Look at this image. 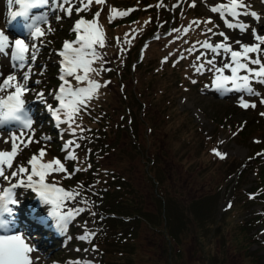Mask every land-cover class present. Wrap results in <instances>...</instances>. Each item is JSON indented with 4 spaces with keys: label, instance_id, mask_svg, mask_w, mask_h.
<instances>
[{
    "label": "rangeland",
    "instance_id": "374dc122",
    "mask_svg": "<svg viewBox=\"0 0 264 264\" xmlns=\"http://www.w3.org/2000/svg\"><path fill=\"white\" fill-rule=\"evenodd\" d=\"M222 2L225 0H196V6L189 7L191 0H105L104 4L93 0L90 11L77 14L73 8V14L68 17L57 7L62 0H48L44 7L32 11V16L48 17V24L41 22L43 30L51 28L44 37L37 38L38 58L27 84L30 91L24 95L30 112L27 119L33 123L23 131L22 126L0 128L6 134L10 132L0 137V151H10L15 136L20 150L13 168L18 163L26 164L29 154H38L41 148L46 151L44 162L59 158L66 165L69 159L65 158V142L74 140L80 147L71 146L70 151L77 159L71 160L72 169L65 167L69 173L73 169H85L75 171L85 177V181H80L74 173L71 178H65V173L53 172L46 174L45 182L73 194L79 193L74 201L61 205V212L73 207H82L85 211L63 226L49 215L53 206L42 203L36 192L27 187L15 188L17 200L25 193L29 195L27 200L23 198L26 204L23 217L16 215L19 221L7 231H18L25 242L28 240V246L37 248L29 254L30 264H264V223L258 221L264 210V195L256 193L264 188V117L260 116L264 105H260L259 97L246 96L248 101L257 103V108H240L237 103L240 93L213 91V73L198 74L192 68L195 57L201 53H206L209 59L213 56L197 41L209 37L213 43L222 40L219 35H203L206 28L219 25L214 31H224L230 38L229 43L245 35L226 28L219 13L210 11L211 6ZM246 3L252 11L262 13L259 9L264 7V0H246ZM8 4V0L3 1L0 30L10 36V40L20 38L28 42L31 17L22 35L11 34L5 29ZM112 8L117 11L112 12ZM97 11L100 12L97 24L106 46L98 49L104 59L93 64L101 70L98 76L92 74V78L100 83H111L99 89L87 108L75 116L72 126L76 134L73 135L66 130L68 125H58L49 111V105L59 107L52 95L62 83L59 79L61 57L57 52L63 40L75 38L73 32H67L72 31L75 21L81 17L92 20ZM122 12L128 13L122 21L108 22L110 16H121ZM130 15L133 17L126 18ZM57 16L62 18L58 20ZM208 18L213 24H202L200 28L193 25L185 32L193 20ZM241 20L253 28L257 25L250 16ZM174 28L181 31L167 35ZM246 35L247 43H252L251 29ZM155 36L161 38L155 39ZM233 47L237 48L235 44ZM190 48L193 51L188 52ZM165 56L168 60L162 63ZM181 56L185 58L180 59ZM216 59L220 66V57ZM261 59L264 60V56ZM103 68L110 70L103 71ZM13 71L7 58L0 55V73L3 74L0 80ZM225 74L230 75L227 71ZM67 79L73 87L78 86L73 78ZM192 79L197 83H191ZM252 86L264 96V85L253 83ZM37 93H44L43 100ZM43 114L51 121L52 129L43 124ZM94 115L104 116L112 127L92 131L88 118ZM61 118L67 119L63 113ZM29 137L33 142L25 147L21 141L27 142ZM101 142H106L104 147ZM50 145L60 146V154L50 150ZM213 149L226 154L225 158L216 156ZM90 157L97 159L98 167L93 166L86 177L84 171ZM105 167L113 173L124 174L127 179L124 181L138 193L144 216L138 221L133 218L132 226L118 222V227L109 228L97 216L102 208L124 212L113 199V203H107L106 193L100 191L107 186V181L102 179L107 174ZM5 175L10 176L11 170L6 169ZM151 176L156 177V185L151 182ZM16 182V179L8 181L0 177V189ZM54 196L62 194L54 193ZM229 201L232 207L227 209ZM253 216L257 219L250 220L246 228L238 226L240 220ZM41 219L49 228L59 224V231L50 241L48 227L43 231L40 229L44 226L34 225ZM127 230L130 235H123ZM90 232L95 235L88 240L80 239ZM0 234L5 233L0 231ZM105 235L109 236L106 241L111 244L104 243ZM123 237H127L126 240L122 241ZM105 249L111 251L106 253Z\"/></svg>",
    "mask_w": 264,
    "mask_h": 264
},
{
    "label": "snow or ice",
    "instance_id": "6c2138e0",
    "mask_svg": "<svg viewBox=\"0 0 264 264\" xmlns=\"http://www.w3.org/2000/svg\"><path fill=\"white\" fill-rule=\"evenodd\" d=\"M206 2V0H205ZM16 5H19V10L11 13V18L22 17L28 19L31 17V39L26 42L23 39L17 38L11 41L9 36L3 30H0V55L9 57V62L14 69L4 79L0 80V92L8 89H14L7 97H0V125L9 121H19L22 127L21 131L29 129L33 123L30 119H25L19 115L22 111L25 100L23 99L26 92L30 91L27 87L28 81L33 71V65L37 60V52L39 51V44L37 38H42L51 31L49 26L45 31L41 28V22L48 24L47 16H32L31 10L35 8L44 7L48 4V0H14ZM96 4H104L105 0H95ZM93 0H62L57 7L59 10L71 17L73 8L77 14L81 12L90 11ZM67 6V7H65ZM196 0H191L189 7H195ZM116 12L115 8L111 9ZM212 13H219L220 19L224 21V25L228 29L239 30L241 34H248L251 29L252 43H245L242 39H237L229 43V36L224 31H214L218 29L219 25H213L203 31V35L211 36L219 35L222 40L216 43L211 42L210 37L203 41H197L203 49L213 53L212 58H206V53H201L196 56V63L192 64L193 70L198 74H203L205 71L213 73V91L229 93H240L237 98L238 106L242 109H256L257 103L248 101L246 96L259 97L260 105H264V96L259 91H256L252 86L253 83L264 85V35H261L250 24L241 20V17L250 16L256 20L260 16L251 7L246 0H225L220 4L210 7ZM127 12L120 13L121 16L127 15ZM100 12L97 11L93 14L92 20H87L83 17L77 19L72 27V32L75 38L71 41L65 40L62 43V48L58 50L57 55L61 57V75L59 77L62 82L53 98L59 102V107L53 108L49 105V111L53 118L57 121L58 125L63 123L68 125L67 131H71L73 135L76 134V128L72 125L75 124V116L82 110L86 109L88 104L95 98L98 90L102 87H107L111 81L100 83L98 80L92 78V74L99 75L101 69L93 67L96 60L103 61V56L98 52L99 48L106 46L104 34L97 24V19ZM231 18L230 20L228 18ZM58 20L61 16L56 17ZM10 19L8 21H10ZM112 17H109L111 22ZM202 24H213L211 18L207 20H193L185 29L187 32L195 25L200 28ZM181 29L174 28L167 35L179 33ZM155 39H160V36H155ZM119 39V38H118ZM237 45V48L233 47ZM195 47V46H193ZM10 50V51H9ZM188 52L193 49H187ZM226 54V55H225ZM217 57H220L219 65ZM185 57L181 56L180 59ZM168 56L164 57L162 63H166ZM179 61H176L178 63ZM255 65L257 67H251ZM26 69V70H25ZM103 71L110 69L103 68ZM230 75H226L225 72ZM19 72V76L17 75ZM244 74L241 75L240 73ZM0 75H3L0 73ZM68 77L73 78L77 87H73ZM39 83V81H37ZM195 84V79L191 80ZM83 85V86H81ZM205 87H208L206 85ZM42 100L44 93H37ZM63 113L67 119L61 118ZM260 116L264 117V112H260ZM76 127H79L78 125ZM17 137H12L11 150L0 151V177L4 180L11 181L16 179L17 182L11 184L8 188L0 189V213L8 212V205L15 204L17 201L14 198L13 189L19 187H27L37 193L39 199L44 204L53 205L49 215L54 217L58 223L66 226L75 216L83 213L84 208L73 207L71 210L60 211L61 205L66 202L74 201L79 193H71L63 188H56L45 182V176L51 175L53 172L65 173V178H71L72 173H69L64 163L59 158H54L52 161L44 162L43 157L46 155L45 149L41 148L38 154H33L25 163H18L13 168V161L19 153V147L16 142ZM8 143L7 140H4ZM32 138L29 137L27 142L21 141L25 147L31 143ZM75 146L79 148L80 145L74 140L65 142L64 151L66 152V159L75 160L77 157L70 151V147ZM213 153L221 159L225 158L226 154H222L216 149L212 150ZM259 155V154H258ZM11 170V175L6 176L5 171ZM85 170V169H76ZM23 177H26L23 178ZM34 177L38 178L34 180ZM53 193H61L62 196H54ZM250 198H252L250 196ZM232 207L231 201L226 204V208ZM92 215H96L92 213ZM0 227H3L0 222ZM5 234H0V264H30V253L34 251L28 246L20 234L9 233L7 230L3 231ZM95 233H85L80 237L82 240H88Z\"/></svg>",
    "mask_w": 264,
    "mask_h": 264
},
{
    "label": "trees",
    "instance_id": "16d2710c",
    "mask_svg": "<svg viewBox=\"0 0 264 264\" xmlns=\"http://www.w3.org/2000/svg\"><path fill=\"white\" fill-rule=\"evenodd\" d=\"M140 1H148V0H140ZM116 3V2H114ZM117 16V15H116ZM133 16L130 15L127 16L126 18L130 19L132 18ZM116 18V19H115ZM123 16H117V17H112V20H119V21H122ZM109 22V21H108ZM67 32H71L70 30H68ZM54 78V77H53ZM205 79H208L209 77L208 76H205L204 77ZM122 113V116L124 115L123 112ZM44 117H45V114H43ZM93 116H90L88 118V122H89V127L91 128V130H95V129H99V132H101L102 130H105L106 126L107 128H110L112 127V124H108V122L106 121V119L104 118V116L102 115H94V118H92ZM45 120L43 121V124L46 126V128L48 129H52L53 126H52V123L51 121L47 118V116L44 118ZM107 123V124H106ZM49 132H52L51 130ZM242 138H245L246 136L245 135H242L241 136ZM106 143V142H101L99 143L100 145L103 146V144ZM106 145V144H105ZM258 145L254 146V148H256ZM60 146L58 145H50V150H53V151H56L58 154H60V151H58V148ZM104 147V146H103ZM258 148H256L257 150ZM89 150L90 148H88V150H86V155L88 156L89 154ZM88 162V166L86 167V177L90 175V170H92L93 166L94 167H98L97 165V159L96 158H92L90 157L89 160H87ZM72 165H73V162L71 160H68L66 162V167L67 169H72ZM105 172L107 170V174L106 176L102 177L103 181H107V186H103V188L100 190L102 193H106V198L108 199L107 200V203H113L116 204L117 206H120V209L123 210L124 212H116L114 210L112 211H107L105 210L106 208H102L99 212H98V217L100 220L106 222L108 224V227L111 228L113 226L115 227H118L117 226V223L118 222H123V224H130L132 226L133 223H131V220L134 218L135 221H138L143 215L142 211H141V205L138 201V193H136V190L135 188L128 182V181H124V180H127L125 177L124 174H120V173H113L112 172V169H107L106 167L104 168ZM241 170V169H240ZM76 170L73 169V172L72 174L74 176H76V178L80 179V181H85V177H81V174L78 172L76 173L75 172ZM70 172V171H69ZM152 180L151 182L153 183L154 182V178L153 176H151ZM263 180H264V176L262 177ZM155 184V182L153 183V185ZM109 185V186H108ZM156 185V184H155ZM264 185V183H263ZM110 187V189L108 188ZM24 189V188H23ZM109 189L107 192L106 190ZM26 191V189H24ZM127 192V194L125 195L124 193ZM114 193V194H113ZM257 194H263L264 195V188H262L261 190H258L256 192ZM29 194L25 193V195L23 196L24 199L27 200V197H28ZM119 195V198H117L116 196ZM125 195L123 198L122 196ZM23 198L19 201V215L20 216H23V211L26 209L25 208V200H23ZM114 198H117L116 200H114ZM112 199H113V202H112ZM160 199H162L160 197ZM159 207L162 208V212H163V207H162V204L160 203L159 204ZM262 207L264 208V199H263V203H262ZM26 211V210H25ZM257 219L256 216H253L251 218H249L248 220H240L239 221V224L238 226L240 228H246L248 222H250V220H252V222ZM260 223H264V210H263V214H262V217L260 218V220H258ZM38 230V231H37ZM119 231L123 232L124 230L123 229H120L118 228ZM36 232L39 233V229H35ZM164 233H167L165 230L163 231ZM123 235H130V231L127 230L125 231V233ZM134 235V234H133ZM48 237V240L49 239H52V237L50 235H47ZM263 236H264V228H263ZM103 239L102 240H105L104 243L106 244H111L112 242L108 243V241L106 240H109V236H103L102 237ZM127 237H123L122 241L123 240H126ZM250 239V237H249ZM114 243V242H113ZM132 244V243H131ZM104 248H101V250L103 251ZM106 253L107 252H110L111 250L110 249H105ZM128 252H130V250H126ZM104 252V253H105ZM258 262V260H257ZM129 264V263H128Z\"/></svg>",
    "mask_w": 264,
    "mask_h": 264
},
{
    "label": "bare ground",
    "instance_id": "6f19581e",
    "mask_svg": "<svg viewBox=\"0 0 264 264\" xmlns=\"http://www.w3.org/2000/svg\"><path fill=\"white\" fill-rule=\"evenodd\" d=\"M3 1H5V0H0V19H2V16H3V8H5L4 7V5H3ZM264 5V4H263ZM259 10H262L261 12L262 13H259V12H257L258 14H259V16H260V19L259 20H256V23H257V25H255V29L257 30V32L259 31L260 33H261V35H264V7L263 8H260ZM32 14V13H31ZM3 22V21H2ZM253 27V26H252ZM247 38V35L245 34L244 36H242L240 39H242L245 43H247V41L249 40L248 38V40L246 39ZM237 46V45H236ZM238 47V46H237ZM263 93V92H262ZM264 95V94H263ZM4 132H2L1 130H0V137H2V136H4L6 133H4ZM7 134H10V132H8ZM6 134V135H7ZM9 185V184H8ZM11 185V184H10ZM10 187V186H9ZM22 198V197H21ZM37 199V198H36ZM30 203V202H29ZM34 204V203H33ZM46 205V204H45ZM26 208V207H25ZM51 208H52V205H51ZM28 209V208H27ZM32 209V208H31ZM26 210V209H25ZM37 212V211H36ZM26 213V212H25ZM40 213V212H39ZM16 215V214H15ZM48 215V214H47ZM47 217V216H46ZM49 217V216H48ZM33 218V217H32ZM36 220V219H35ZM47 222H48V220L47 219H45ZM19 221V220H18ZM49 221H51V219H49ZM19 223V222H18ZM16 224V221H13L12 222V224L10 223L9 225H11V226H14ZM29 224V223H28ZM57 224V223H56ZM19 225V224H18ZM16 226V225H15ZM33 226V225H32ZM45 226V225H44ZM31 228V227H30ZM44 228V227H43ZM38 231V230H37ZM11 233H15V234H19V232L18 231H16V232H11ZM40 233V232H39ZM28 240H26V242H27ZM25 242V241H24ZM25 242V243H26ZM27 244V243H26ZM34 251H32L33 253L34 252H36L37 251V248L36 247H32V246H30ZM39 248V247H38ZM38 253V252H37ZM32 255V254H31ZM253 255H255V254H253ZM257 257V256H256ZM31 261V260H30Z\"/></svg>",
    "mask_w": 264,
    "mask_h": 264
}]
</instances>
